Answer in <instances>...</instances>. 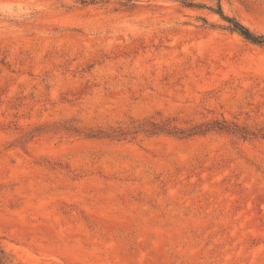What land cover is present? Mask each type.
I'll return each mask as SVG.
<instances>
[{"label":"rangeland","instance_id":"1","mask_svg":"<svg viewBox=\"0 0 264 264\" xmlns=\"http://www.w3.org/2000/svg\"><path fill=\"white\" fill-rule=\"evenodd\" d=\"M218 1L264 35V0ZM225 24L179 0H0V264H264V138L85 137L264 130V48Z\"/></svg>","mask_w":264,"mask_h":264},{"label":"trees","instance_id":"2","mask_svg":"<svg viewBox=\"0 0 264 264\" xmlns=\"http://www.w3.org/2000/svg\"><path fill=\"white\" fill-rule=\"evenodd\" d=\"M76 1L82 5L92 3V0ZM179 1L184 6L197 9H206L211 13L218 15V17L226 23L224 26L220 27L221 29L229 31L231 33H235L246 42L264 48V35H257L253 33L235 18L224 15L218 0L216 9L210 6H205L203 4L190 3L187 0ZM204 24L207 25V22L204 21ZM211 132L225 133L242 140L264 138V130H260L258 133H256L246 127H240L236 124H228L225 121H213L200 125H193L187 128H178L177 126H174L171 121L155 122L152 119L142 121L132 120L128 124H117L116 126H109L105 129L100 128L95 131H89L85 134V137L89 139L120 141L126 138H134L137 134H146L151 136L162 135L174 139L184 140L195 136L206 135Z\"/></svg>","mask_w":264,"mask_h":264}]
</instances>
